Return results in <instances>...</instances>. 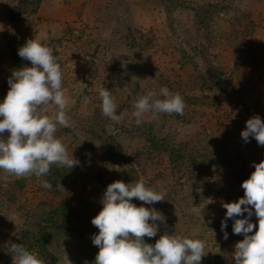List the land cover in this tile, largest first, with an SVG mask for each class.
I'll use <instances>...</instances> for the list:
<instances>
[{"label": "rangeland", "instance_id": "rangeland-1", "mask_svg": "<svg viewBox=\"0 0 264 264\" xmlns=\"http://www.w3.org/2000/svg\"><path fill=\"white\" fill-rule=\"evenodd\" d=\"M17 1L0 0V103L9 90L8 79L13 72L11 52L3 36L12 34L23 44L36 38L52 48L62 66V87L69 98L66 111L74 125V128L57 125V136L70 155L92 147L82 129L92 107L101 105L102 87L111 90L117 103L116 115L120 119L114 122L127 126L135 122L132 113L137 98L148 91L159 93L161 87H167L184 99L186 95L199 94L194 86L196 76L198 71L205 70L207 62L233 68V47L224 41L217 42L216 38L229 30V17L246 15L245 23L254 25L244 43L249 47L251 60H244L232 76H223L216 84L211 95L220 100L218 106L196 110L198 123L208 132L213 131L214 144L222 157L217 167L219 174L199 188L186 176L175 180L162 158L152 162L141 153L145 145L142 138L118 130L116 137L122 151L133 158L123 169L118 164L104 165L97 160L71 174L63 191L66 201L80 209V215L73 220L71 235L56 237L47 245L56 256L54 264H94L99 248L93 244L92 236L99 230L91 220L103 206L101 200L106 188L102 182L108 186L117 180L125 183L143 180L157 191L165 192V186H174L173 194H166L164 201L149 205L132 200L138 207L155 208L165 217V221L156 222L157 235L144 238L147 243L154 245L164 232L201 239L206 255L200 264L208 261L220 246L234 253L235 244L244 237L233 233L234 221L227 219L228 238L224 239L221 221L225 219L226 209L222 204L244 196L242 182L255 170L254 163L264 160V146L258 145L253 137L245 142L241 136L250 118L258 115L264 122V0H178L179 6L172 13L173 31L167 25L163 7V1L168 0H41L35 14L22 15L13 22L7 18V8ZM209 4L216 8L210 15L208 32L214 37L212 45L205 50V62L192 51L193 46L206 45L204 29L194 11ZM182 49L185 55L194 57L195 66L189 64L188 58L183 59ZM84 60L93 62L94 78L84 73ZM26 66L30 67L31 62ZM78 88L84 89L88 103L83 102ZM56 111L53 104L42 107V114L52 119ZM174 115L159 114L153 119L148 113L144 121L154 123L157 131L168 135L180 127ZM157 173L163 176L158 177ZM18 179L24 183L21 189L12 186ZM0 186V264H14L8 248L18 231L35 228L41 213L39 203L58 201L59 197L52 198L43 191L41 177L35 175L18 178L2 170ZM250 222L258 227L255 214Z\"/></svg>", "mask_w": 264, "mask_h": 264}, {"label": "clouds", "instance_id": "clouds-1", "mask_svg": "<svg viewBox=\"0 0 264 264\" xmlns=\"http://www.w3.org/2000/svg\"><path fill=\"white\" fill-rule=\"evenodd\" d=\"M18 55L30 61L31 66L12 72L9 90L0 103V170L18 178H40L47 176L53 165L71 169L79 161L57 136V125L74 128L66 111L69 98L62 87L61 63L53 49L36 38L28 39L18 49ZM77 92L84 95L83 88ZM99 97L102 115L118 122L117 103L111 90L102 87ZM83 102L88 103L87 96ZM49 104L56 106L55 119L42 114V107ZM133 107L135 123L141 126L148 113L153 119L159 114L182 116L186 105L179 92L161 87L159 93L148 91L139 96ZM107 130L113 131L111 126ZM241 136L245 142L253 137L264 146V122L258 115L247 120ZM253 166L255 170L241 184L244 196L222 204L226 209L221 221L224 239L228 238L227 219L234 221L233 233L244 237L235 244V264H264V160ZM43 187L51 189L52 184L45 180ZM165 195L164 191L146 186L143 180L110 183L101 200L102 209L91 220L99 230L92 236L93 244L99 248L94 264H200L206 255L201 239L164 232L154 245L145 242V237L157 235L156 222L165 221V217L155 208L138 207L132 200L151 205L164 201ZM253 214L258 227L250 222ZM8 251L14 264H44L38 254L19 243H10Z\"/></svg>", "mask_w": 264, "mask_h": 264}, {"label": "trees", "instance_id": "trees-1", "mask_svg": "<svg viewBox=\"0 0 264 264\" xmlns=\"http://www.w3.org/2000/svg\"><path fill=\"white\" fill-rule=\"evenodd\" d=\"M41 0H18L17 3L10 4L7 8V18L10 21L16 22L20 20L22 15H33L36 13ZM179 6L178 0L163 1V7L166 15V22L171 31L174 30L172 17L173 11ZM188 6H186L187 8ZM216 5L199 6L195 9L194 15L199 21L200 26L204 29V39L206 45L193 46V55H200L204 61L205 50L212 45L213 37L208 32L210 15ZM246 15H232L228 21L230 28L227 32L222 33L216 41H224L231 45L234 49V66L226 69L214 63L207 62L205 70L198 71L196 76L195 87L198 88V95H186L184 97L185 109L184 114H175L176 120L180 123L179 130L176 132L162 133L156 130V126L152 122L144 121L141 126H137L135 122L130 125H120L110 118L102 115L101 107L95 105L92 107L90 114L85 119L83 125V133L87 142H90L91 148L83 149L73 155L79 161L77 166L69 169L66 167H57L53 165L47 176H42L43 182L47 180L52 184L51 189L43 187V191L50 194L52 198L59 197L58 201H43L39 204L41 213L38 220L35 222V228H22L18 231L12 243H19L29 251L38 254V257L45 264H54L56 256L51 253L47 247L48 242L56 237H66L71 235L74 230V219L80 215V209L70 205L65 198V190L71 174L78 169L87 167L95 161H99L104 165H119L120 169L127 165L128 161L133 158L132 154H125L117 140L116 132L123 131L130 134L132 137L137 136L144 140L145 145L142 150L147 155L148 159L155 162L158 158H162V163L168 168L171 176L178 180L181 176H186L188 180L195 184L196 188L207 185L218 174V166L222 162L221 154L214 144L213 131L208 132L206 128L196 120V110L200 107H216L220 100L218 97L211 95L216 84L223 76H232L237 71L244 60H251L249 47L245 45V38L251 36L253 32V24L245 23ZM142 35L141 32H136ZM12 34H5L3 39L6 47L11 52V68L16 70L26 66L30 61L22 59L18 55V49L24 44L17 40ZM183 59L188 58L189 64L195 66L194 57L185 55L184 49L180 51ZM206 62V61H205ZM83 71L89 78L95 77L93 62L91 60L83 61ZM84 97V96H82ZM120 110V109H119ZM111 126L113 131L108 132V127ZM5 137L7 133L4 134ZM205 143L208 146H203ZM92 150V151H91ZM136 165L137 162L133 161ZM2 170H0V173ZM156 176L162 177V173H157ZM101 181L100 176H97ZM116 180V178H115ZM111 181H114L112 178ZM107 188V183L102 182ZM24 183L20 179L12 182L13 188L21 189ZM62 185V186H61ZM1 188V186H0ZM173 185L165 186L167 195L173 194ZM12 191L10 198H14ZM146 242V241H145ZM147 243V242H146ZM2 250L0 249V256ZM203 264H235L233 253L220 246L219 250Z\"/></svg>", "mask_w": 264, "mask_h": 264}, {"label": "built area", "instance_id": "built-area-1", "mask_svg": "<svg viewBox=\"0 0 264 264\" xmlns=\"http://www.w3.org/2000/svg\"><path fill=\"white\" fill-rule=\"evenodd\" d=\"M238 218H241V217H238Z\"/></svg>", "mask_w": 264, "mask_h": 264}]
</instances>
